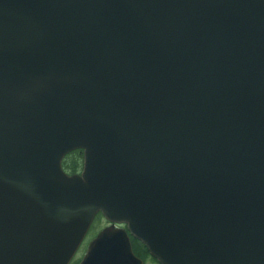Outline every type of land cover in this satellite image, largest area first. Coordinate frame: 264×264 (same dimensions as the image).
Returning <instances> with one entry per match:
<instances>
[{
    "label": "water",
    "instance_id": "95a60500",
    "mask_svg": "<svg viewBox=\"0 0 264 264\" xmlns=\"http://www.w3.org/2000/svg\"><path fill=\"white\" fill-rule=\"evenodd\" d=\"M98 212L78 264H264V0H0V264Z\"/></svg>",
    "mask_w": 264,
    "mask_h": 264
},
{
    "label": "flooded vegetation",
    "instance_id": "af4514ba",
    "mask_svg": "<svg viewBox=\"0 0 264 264\" xmlns=\"http://www.w3.org/2000/svg\"><path fill=\"white\" fill-rule=\"evenodd\" d=\"M105 221H106L105 226L110 225V222H108L107 220H105ZM116 226L126 227L125 224H116ZM92 238L93 237H91L87 241V243L85 245V249L82 252V255H80L77 258L78 254L80 253V250L82 248L84 240L82 241V243L80 244V246L78 247L77 251L75 252V254L73 255V257L71 258V260L69 261L68 264H78L79 263L80 259L82 258V256L84 255V253L86 251L88 243L90 242V240ZM129 238H130V242H131V246H132V251L137 258L141 259L142 264H160V262L149 252L148 248L145 245H143L137 238H135L131 234L129 235Z\"/></svg>",
    "mask_w": 264,
    "mask_h": 264
},
{
    "label": "rangeland",
    "instance_id": "374dc122",
    "mask_svg": "<svg viewBox=\"0 0 264 264\" xmlns=\"http://www.w3.org/2000/svg\"><path fill=\"white\" fill-rule=\"evenodd\" d=\"M71 153H68L64 156V161L65 159L67 160V162L69 163V165L73 164V159L68 156ZM76 161H77V172L81 171L82 169V153H80L79 151H76ZM64 169V168H63ZM66 172H70L71 170H66ZM106 225V221L104 220V218H102V216L100 214L96 215L89 227L88 233L85 236V239L83 241V245L82 248L80 250V253L78 254L77 258L82 255L83 250L85 249V245L87 243V241L91 238L94 237L95 234H97L101 229H103Z\"/></svg>",
    "mask_w": 264,
    "mask_h": 264
},
{
    "label": "trees",
    "instance_id": "16d2710c",
    "mask_svg": "<svg viewBox=\"0 0 264 264\" xmlns=\"http://www.w3.org/2000/svg\"><path fill=\"white\" fill-rule=\"evenodd\" d=\"M76 151H79L81 153V150L80 149H76L74 151H71L68 156H70L72 159H73V164L72 165H69V163L67 162V160L64 159L62 160V167L64 168V170H71V173H74L77 171V161H76Z\"/></svg>",
    "mask_w": 264,
    "mask_h": 264
}]
</instances>
